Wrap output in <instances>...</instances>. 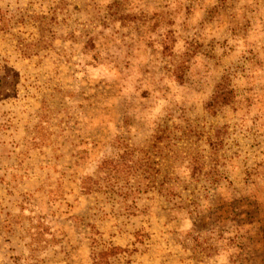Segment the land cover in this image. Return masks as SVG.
Listing matches in <instances>:
<instances>
[{
	"label": "rangeland",
	"instance_id": "obj_1",
	"mask_svg": "<svg viewBox=\"0 0 264 264\" xmlns=\"http://www.w3.org/2000/svg\"><path fill=\"white\" fill-rule=\"evenodd\" d=\"M0 264H264V0H0Z\"/></svg>",
	"mask_w": 264,
	"mask_h": 264
},
{
	"label": "trees",
	"instance_id": "obj_2",
	"mask_svg": "<svg viewBox=\"0 0 264 264\" xmlns=\"http://www.w3.org/2000/svg\"><path fill=\"white\" fill-rule=\"evenodd\" d=\"M232 100V91L227 88L226 82L218 83L215 87V91L212 97L211 102L208 104L210 109H213L219 105H227ZM125 155H132L130 152H126ZM126 156H120L119 159L116 160H105L98 167L94 179L92 177H87L84 181L83 188L85 190H90L93 184H98L99 181H102L109 186H115L118 184H123L130 177L137 176V170H142L145 172L142 161L134 162L132 159H127ZM132 158V156H131ZM118 248L112 250L117 251ZM113 252H103L100 253L101 259H105V257Z\"/></svg>",
	"mask_w": 264,
	"mask_h": 264
}]
</instances>
